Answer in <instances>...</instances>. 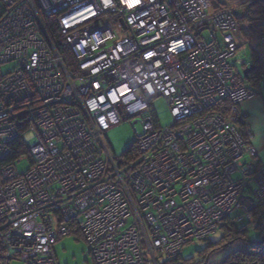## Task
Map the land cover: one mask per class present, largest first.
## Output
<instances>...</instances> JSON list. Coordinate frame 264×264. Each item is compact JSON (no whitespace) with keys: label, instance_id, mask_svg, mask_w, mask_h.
<instances>
[{"label":"built area","instance_id":"built-area-1","mask_svg":"<svg viewBox=\"0 0 264 264\" xmlns=\"http://www.w3.org/2000/svg\"><path fill=\"white\" fill-rule=\"evenodd\" d=\"M0 3V66L16 62L0 72V264H56L52 246L69 235L94 264H185L175 261L182 247L229 216L264 219V170L243 162L256 150L238 109L255 93L229 62L250 40L231 10L209 0ZM158 97L168 127L152 114ZM223 100L228 117L216 110ZM123 118L139 119L136 158H114L103 140ZM17 140L25 153L15 159Z\"/></svg>","mask_w":264,"mask_h":264},{"label":"rangeland","instance_id":"rangeland-1","mask_svg":"<svg viewBox=\"0 0 264 264\" xmlns=\"http://www.w3.org/2000/svg\"><path fill=\"white\" fill-rule=\"evenodd\" d=\"M211 1L234 11L235 8H238V6L246 0ZM3 11L4 7L0 3V14ZM203 36L207 41L210 40V36L207 31L203 32ZM253 52H256L260 57L264 58V43H260L257 38L250 40V44L245 43L241 45L235 52L234 56L229 59V62L235 67V71L240 76V78H243V70L245 68L244 66L252 63ZM15 67V61L7 62L0 66V72L1 74L6 75L13 71ZM262 78L264 79V77ZM260 86L262 96L264 98V80H261ZM152 114L155 117L157 126L163 128L171 125L172 118L169 114L168 106L162 97L155 98L152 101ZM135 120L139 119L123 118L118 125L111 127L103 134V140L114 158L123 159L124 153L131 145L136 142L137 137L141 134V126L139 123L134 124ZM243 158V162H247L250 159L247 153L244 154ZM27 168V160H23L16 164L18 173H23L27 170ZM238 176V173H235L232 178L235 179ZM235 213L236 212L234 211L232 215ZM257 214L258 212H254L252 214L254 219L251 222H246L247 232L244 236H237L235 241H232V238H234L233 235H231L228 240L224 239L228 241V243L214 253H211L205 264H223L229 255H243V252L247 249L250 243L261 242L259 250L261 253H264V235L261 236L260 230L255 229L260 227L264 229V219L260 220L258 216L255 217ZM260 222H263V225H261ZM223 236L224 231L219 227L218 230L211 234L206 240L195 241L193 243L184 245L180 252V256L182 259L187 261L192 260L194 262H200L204 257L207 244L222 242ZM52 251L56 264H94L91 255L88 253L85 241L78 235H69L59 238L52 246Z\"/></svg>","mask_w":264,"mask_h":264},{"label":"trees","instance_id":"trees-1","mask_svg":"<svg viewBox=\"0 0 264 264\" xmlns=\"http://www.w3.org/2000/svg\"><path fill=\"white\" fill-rule=\"evenodd\" d=\"M210 2L212 7L214 8L213 10L215 11L221 9H228L227 7L214 3L211 0ZM232 12L235 14L238 23L239 34L243 39L252 40L259 37V35L262 33V31L259 29L260 27L259 24L261 22H264V0H246L243 3H241L238 6V8H235V10ZM42 20L46 26L45 30L47 35L49 36L55 48L57 49L58 53L61 55L65 65L67 67H72L73 59L71 57V54L68 51V48L64 43V40L59 35L53 21L46 17H43ZM252 58L253 61L251 64L255 66V69L248 74V78L245 79L243 77V83L249 90L253 91L256 94L257 93L256 91L259 90L261 87L260 83L261 80L263 79L261 75L262 74L264 75V63L262 62L260 56L256 52H253ZM216 110L224 114L226 117L231 115L230 104L225 100L221 101L220 105L216 108ZM24 153H25V149L21 147L20 140H17L15 143L12 144L11 146L12 158L16 159L18 155ZM123 156L136 158L137 156L136 143L131 145ZM255 168L257 171L260 170L261 168L260 164L255 163ZM255 217H257V215ZM246 227H247L246 222L237 223L235 220V216H229L220 225V228L223 229L224 231L222 242L208 243L205 249L206 251L204 253V257L200 262H194L192 260L187 261L182 259L181 256H179L175 261L177 262L180 261L185 264H205L207 258L211 253H214L215 251L224 247L228 243V241L226 240H228V238H230L231 235L234 236V238H232V241H235L237 239V236L238 237L244 236L247 232ZM255 229L260 230L261 236L264 235L263 228L260 227ZM260 245L261 242L250 243L247 249L243 252L244 253L243 255L241 254L229 255L226 258L225 263L223 264H264V253H261V251L259 250Z\"/></svg>","mask_w":264,"mask_h":264},{"label":"crops","instance_id":"crops-1","mask_svg":"<svg viewBox=\"0 0 264 264\" xmlns=\"http://www.w3.org/2000/svg\"><path fill=\"white\" fill-rule=\"evenodd\" d=\"M264 63V58L260 57ZM264 80V79H262ZM256 95L238 106L239 113L245 116V124L251 131L250 146L256 150L255 157L249 155L247 162L259 163L264 170V98L261 87ZM227 257V256H226Z\"/></svg>","mask_w":264,"mask_h":264},{"label":"water","instance_id":"water-1","mask_svg":"<svg viewBox=\"0 0 264 264\" xmlns=\"http://www.w3.org/2000/svg\"><path fill=\"white\" fill-rule=\"evenodd\" d=\"M255 69V66L253 64H250L249 67L245 68L243 70V77L246 79L248 78V74Z\"/></svg>","mask_w":264,"mask_h":264},{"label":"bare ground","instance_id":"bare-ground-1","mask_svg":"<svg viewBox=\"0 0 264 264\" xmlns=\"http://www.w3.org/2000/svg\"><path fill=\"white\" fill-rule=\"evenodd\" d=\"M260 225V224H259Z\"/></svg>","mask_w":264,"mask_h":264}]
</instances>
